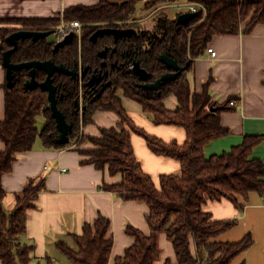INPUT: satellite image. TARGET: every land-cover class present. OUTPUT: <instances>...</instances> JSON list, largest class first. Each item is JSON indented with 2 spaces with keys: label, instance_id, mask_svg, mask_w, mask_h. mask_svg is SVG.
I'll return each instance as SVG.
<instances>
[{
  "label": "trees",
  "instance_id": "1",
  "mask_svg": "<svg viewBox=\"0 0 264 264\" xmlns=\"http://www.w3.org/2000/svg\"><path fill=\"white\" fill-rule=\"evenodd\" d=\"M179 0H97L96 5H74L64 10L61 16L51 19H2L0 25L13 26L0 29V65L3 52L10 49L6 39L18 30H55L65 21L81 24L78 40L56 53L55 41H18L16 52L10 56L12 64L31 61L65 65L72 69L76 63L86 74L74 80L65 75H54L57 90V108L63 113L71 128L68 143L57 144L56 123L48 108L47 94L39 88L28 91L24 84L29 80L27 71L13 72V87L2 85L4 117L0 120V262L1 264H31L32 247L21 244L19 238L25 233L28 210L36 209L39 194L46 191L45 178L28 179L12 211L4 212L2 202L5 192L1 178L11 172L12 163L20 153L32 151L37 140L44 149L56 151L75 150L81 156V165L94 166L108 176H119L120 182H103L100 189L116 195L123 202L143 203L149 210L145 221L149 236L127 226L125 234L134 239V244L125 249L124 257L115 264H154L161 255L159 235L171 242L176 262L164 264H231L253 244V238L245 235L238 243H222L218 236L237 226L235 219L212 221L203 211L206 200L232 203L241 213L244 206L239 198L246 200L252 193L264 197V163L251 159L252 151L263 141L262 136H245L241 145L223 155L206 159L204 146L214 139L224 138L229 133L221 127L222 113L234 110L229 97L224 104L211 100L209 83L201 93L190 89L187 74L193 71L194 61L208 49L214 37L249 36L258 25L264 24V0H185L196 5V17L185 24H176L164 12L156 14L155 25L150 30L136 21V12L156 10ZM143 4V5H142ZM122 29L134 35L122 37L116 43L110 36L90 40L97 30ZM108 48L105 60L99 54ZM174 60L181 67L188 66L174 81H165L158 90H145L132 67L139 63L148 77L147 84L155 83L171 70L160 61L161 57ZM106 66L102 68V64ZM93 74L105 75L100 85L88 86ZM38 83L45 81L43 72H37ZM108 83L110 84L108 86ZM264 84V83H263ZM118 93L141 106L156 126L182 128L186 139L182 145L175 141L164 143L155 136L136 127L122 106ZM173 96L177 108L167 109L165 100ZM77 102V105H75ZM96 112H111L120 123L115 128L101 129L98 137H84L82 129L91 125ZM43 117L44 126L37 128V118ZM141 137L151 153L177 161L181 165L179 175H161L158 182L145 174L135 160L130 135ZM87 143L89 148L80 145ZM110 223L99 216L92 225L83 224L81 235H70L74 247L59 241L55 247L70 264H108L113 240L108 235ZM47 264H53L46 257Z\"/></svg>",
  "mask_w": 264,
  "mask_h": 264
},
{
  "label": "crops",
  "instance_id": "2",
  "mask_svg": "<svg viewBox=\"0 0 264 264\" xmlns=\"http://www.w3.org/2000/svg\"><path fill=\"white\" fill-rule=\"evenodd\" d=\"M179 1L152 12L188 6L187 1ZM96 3L97 0H0V20L58 18L65 9L74 5L89 7ZM3 27L0 25V29ZM208 49H212L216 56L212 58L206 51L195 59L193 71L187 74L190 89L194 93H201L203 85L209 83V94L213 102L224 104L226 99L234 97L238 103L234 110L220 115L221 127L227 129L229 134L204 146L206 159L230 152L232 148L241 145L245 136L264 137V24L256 26L249 36L238 34L214 37ZM4 75L0 65V120L4 117V95L1 88L5 82ZM118 95L129 119L146 134L166 144L175 141L182 145L185 141L186 134L182 128L156 126L142 112L141 106L123 97L122 93ZM164 105L171 111L178 106L173 96H169ZM92 122L82 129L84 137H98L101 129L115 128L120 123L111 112H96ZM130 136L135 160L151 179L158 182L157 178L161 175L180 174L181 165L177 161L151 153L141 137L134 134ZM87 146L85 149L89 148ZM2 150L4 145L0 140ZM251 159H259L264 163V139L253 149ZM80 161L81 156L73 149L46 150L41 141L37 140L32 151L20 153L12 163L11 172L1 178L5 192L2 209L5 213L13 210L15 196L20 194L28 179L45 178L46 191L39 194L35 202L36 209L26 212V231L19 238L21 244L32 247L31 264H47L46 257H50L54 264L55 255L59 254L56 243L63 241L70 244L73 242L70 235L80 236L82 225H92L99 216L107 218L110 223L108 235L113 240V246L108 264H115L117 258L124 257L125 249L134 244V239L125 234L127 226L149 236V227L145 221L149 214L146 205L123 202L116 195L103 192L100 189L103 182L116 184L121 181L120 177L108 176L94 166L81 165ZM238 203L244 206L241 213L226 200L212 202L207 199L202 207L212 221L235 219L238 222L237 226L218 236L217 241L238 243L245 235L252 236L254 244L231 264H264V197L252 193L246 200L239 198ZM158 238L161 255L154 264H164L166 260L175 263L171 242L163 234Z\"/></svg>",
  "mask_w": 264,
  "mask_h": 264
},
{
  "label": "water",
  "instance_id": "3",
  "mask_svg": "<svg viewBox=\"0 0 264 264\" xmlns=\"http://www.w3.org/2000/svg\"><path fill=\"white\" fill-rule=\"evenodd\" d=\"M196 17V13H182L178 15L176 24H185L187 22L192 21ZM54 30H45L44 32L41 31H23L18 30L15 33L9 35V37L6 39L7 44L10 46V49L3 52L2 54V60L1 65L4 69L5 75L4 80L6 81V85L8 88L13 87V72L17 71H27L29 80L25 82L24 88L28 91H32L36 88H39L43 93L47 94V101H48V108L51 111L52 118L54 119V122L56 123V128L58 131V139L57 144L60 146H63L68 143V135L71 132V128L66 123L63 113L57 108L58 103V94L56 87L53 84L52 77L54 75H65L69 78L76 79V77H82L84 73H86V70H83L82 67L79 66L78 63L74 65L72 69L67 68L65 65L61 64V66H58L54 64L52 61H46V62H39V61H31L28 63H18L12 64L10 62V56L16 52L17 43L18 41H33L36 42L38 40H45L46 38H49L51 36H54ZM134 35V32H131L129 30H122V29H110V28H104L102 30H97L94 32V34L91 36L90 40L92 42H96L97 39L103 38L104 36H110L113 38L114 42L116 43L120 38L132 36ZM75 39V35L73 33H69L67 36H65L64 39L60 40V42H57L54 45L53 53H56L60 50V48H63L67 45H70ZM108 48L106 47L104 51H102L99 54V58L102 60H105L106 55L108 53ZM160 61L165 64L171 72L165 74L162 76L159 80H157L155 83L147 84L148 81L147 73L141 69L139 63H135L132 67L133 74L138 76L139 79L144 83L142 85V88L145 90H158L160 85L162 83H165V81H174L177 78L180 77V74H182L188 66L181 67L178 65L174 60L169 59L168 57L164 56L160 58ZM106 66V63L102 64V68ZM37 72H43L45 75V81L43 83H38L35 79ZM105 77V75H104ZM104 77L101 75L92 76L91 81L88 85L98 84L101 83L104 80ZM110 84L108 83V86ZM77 105V102L76 104Z\"/></svg>",
  "mask_w": 264,
  "mask_h": 264
},
{
  "label": "rangeland",
  "instance_id": "4",
  "mask_svg": "<svg viewBox=\"0 0 264 264\" xmlns=\"http://www.w3.org/2000/svg\"><path fill=\"white\" fill-rule=\"evenodd\" d=\"M178 2H181V1H178ZM140 7H141V5L139 6L138 11L136 12V21H138V24H140L142 26V28H144L145 30H150L155 25V20H154L155 17L154 16L156 14L158 15L162 11L152 12V10H148V11L145 12ZM163 11H164V13L167 16H169V18H175L176 17V14H178L179 12L185 13L187 11V9H186V7H183L182 6L179 9L178 8L175 9L173 7H170L169 9H163ZM4 27L6 29H8V30L13 29V26H9V25L8 26L7 25H4ZM53 37L54 36H51V37H49V39L52 40ZM36 124H37V128L38 129H42V127L45 124L43 117H38ZM80 147L82 149H85V147H88V146H87V143H84V144L80 145ZM69 245L71 247H74L73 242H70ZM54 264H70V263L63 256H61L60 254H57V255H55V262H54Z\"/></svg>",
  "mask_w": 264,
  "mask_h": 264
},
{
  "label": "built area",
  "instance_id": "5",
  "mask_svg": "<svg viewBox=\"0 0 264 264\" xmlns=\"http://www.w3.org/2000/svg\"><path fill=\"white\" fill-rule=\"evenodd\" d=\"M143 3H145V0H143ZM180 8V7H179ZM187 11L185 13H196L197 12V7L196 5H188L186 7ZM81 30V24L78 21H74L71 23L67 22H61V24L54 30V37H55V42H60V40L64 39L65 36H67L69 33H73L75 37L78 38V40L81 37L80 34ZM207 54H209L212 58L216 56V53L212 49L207 50ZM231 107H236L237 103L234 101L229 102Z\"/></svg>",
  "mask_w": 264,
  "mask_h": 264
},
{
  "label": "flooded vegetation",
  "instance_id": "6",
  "mask_svg": "<svg viewBox=\"0 0 264 264\" xmlns=\"http://www.w3.org/2000/svg\"><path fill=\"white\" fill-rule=\"evenodd\" d=\"M85 74H86V73H84V75H85ZM84 75H83V76H84ZM97 75H100V74H93L92 76H97ZM83 76H82V77H79V78L81 79V78H83ZM92 76H91V77H92ZM101 76H102V75H101ZM102 77H104V76H102ZM91 79H92V78H91ZM104 79H105V78H104ZM90 81H91V80H90ZM90 81H89V82H90ZM89 82H88V84H89ZM102 82H103V81H102ZM102 82H101V83H98V84H93V85H97V86H98V85L102 84ZM93 85H91V86H93ZM88 86H90V85H88ZM91 86H90V87H91Z\"/></svg>",
  "mask_w": 264,
  "mask_h": 264
}]
</instances>
